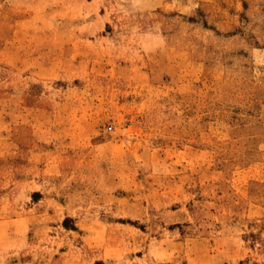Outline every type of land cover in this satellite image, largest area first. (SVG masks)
Segmentation results:
<instances>
[{
  "label": "rangeland",
  "instance_id": "rangeland-1",
  "mask_svg": "<svg viewBox=\"0 0 264 264\" xmlns=\"http://www.w3.org/2000/svg\"><path fill=\"white\" fill-rule=\"evenodd\" d=\"M0 264H264V0H0Z\"/></svg>",
  "mask_w": 264,
  "mask_h": 264
}]
</instances>
